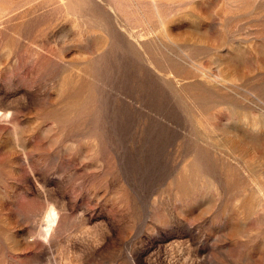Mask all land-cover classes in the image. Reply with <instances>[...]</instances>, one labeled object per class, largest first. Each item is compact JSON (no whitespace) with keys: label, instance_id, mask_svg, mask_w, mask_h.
Returning a JSON list of instances; mask_svg holds the SVG:
<instances>
[{"label":"rangeland","instance_id":"1","mask_svg":"<svg viewBox=\"0 0 264 264\" xmlns=\"http://www.w3.org/2000/svg\"><path fill=\"white\" fill-rule=\"evenodd\" d=\"M0 264H264V0H0Z\"/></svg>","mask_w":264,"mask_h":264},{"label":"bare ground","instance_id":"2","mask_svg":"<svg viewBox=\"0 0 264 264\" xmlns=\"http://www.w3.org/2000/svg\"><path fill=\"white\" fill-rule=\"evenodd\" d=\"M52 218H54V215L52 216Z\"/></svg>","mask_w":264,"mask_h":264}]
</instances>
